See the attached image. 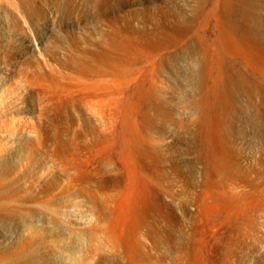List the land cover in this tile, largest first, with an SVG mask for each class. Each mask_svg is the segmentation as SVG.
Here are the masks:
<instances>
[{
    "label": "rangeland",
    "instance_id": "rangeland-1",
    "mask_svg": "<svg viewBox=\"0 0 264 264\" xmlns=\"http://www.w3.org/2000/svg\"><path fill=\"white\" fill-rule=\"evenodd\" d=\"M38 2L41 14L34 22L41 36L52 28L55 38L85 40L91 48L109 40L110 56L118 60L114 54H120L119 61L134 70L121 88L114 89L109 77L102 79L110 84L106 89H114H107L100 103L106 142L101 156L89 154V163L104 160L103 175L91 176L89 186L103 187L101 198L114 211L109 222L119 239L117 250L123 249L116 255L123 258L129 251L142 264H149L153 253L155 263L264 264L263 7L254 0H130L124 7L110 0L104 14L90 0L74 3L79 9L73 13L61 4ZM20 9L16 0H0V24H11L10 11L20 14ZM0 35L16 38L14 32ZM135 89L177 121L175 127L155 124L159 136L153 147L141 128L135 129L145 117L135 107ZM52 114L46 121L50 130L64 120V113ZM126 198L133 206L125 209ZM40 215L39 210L32 220L0 217V252L20 247L28 221L38 224ZM64 224L57 221L58 232H65Z\"/></svg>",
    "mask_w": 264,
    "mask_h": 264
},
{
    "label": "bare ground",
    "instance_id": "bare-ground-1",
    "mask_svg": "<svg viewBox=\"0 0 264 264\" xmlns=\"http://www.w3.org/2000/svg\"><path fill=\"white\" fill-rule=\"evenodd\" d=\"M16 1L21 7V11L18 10L20 14L10 11L12 23L0 24V34L14 32L16 35V38L8 40L0 35V217L21 216L32 220L40 210L42 215L39 217L42 218H39V223L35 225L28 221L27 240L9 254L0 252V264H139L140 260L138 263L134 262L132 259L135 258H132L129 251L123 258L122 255L121 257L116 255L117 251L123 249L117 250L119 239L112 226L114 224L109 222L113 209L109 208L110 202L102 199L105 194L102 184L99 185L101 187L99 189H92L89 186L90 177L100 178L105 168L102 165L104 160L102 163L98 159L94 163H89L91 152L95 151L99 156L103 153L106 142L107 135L103 128L105 113L101 107V99L106 95L107 89L114 91L115 87H124L125 81L133 75L134 70L124 66L125 60V64L121 63L123 60L119 61L120 54H114L119 56L118 60L110 56L113 52L109 53L107 49L108 39L107 46L102 40V43L91 48L85 40L55 38L52 28L45 29L48 36H41L39 26L34 22L41 14L38 9L39 0ZM46 1L52 5L61 4L64 9L73 13L79 9V3H74L80 0ZM90 1L97 9L104 11L102 13H107L105 7L110 0ZM254 1L259 3L260 8L263 7L264 12V0ZM116 2L121 7L131 3L130 0ZM113 44L115 46V43ZM118 49L116 50L122 53ZM238 60L235 64L240 68ZM216 67L211 69L212 72ZM208 74L210 77V72ZM215 75L214 73L212 76ZM105 77L112 79L114 89L111 86L109 87L111 89H106L110 84L105 86L104 80L102 81ZM18 83H23L24 86L17 87ZM151 83L149 89L154 94L156 81L152 80ZM136 90L133 95H136V92L140 93ZM136 96L132 99L135 100ZM147 99L148 97L143 100L137 96V102L134 103L135 107L138 105V109L145 114V117H140L144 118L141 119L144 123L141 126L136 125L135 129L141 128L144 132L142 137L151 141L153 147L152 143L155 144V141H158L155 139L159 136L155 135L157 134L155 124L166 123L175 127L177 121L156 103L155 105ZM205 100L201 101L204 105ZM92 101L99 102L97 110L93 109L95 113L91 111ZM198 106L197 108L200 107ZM57 111L64 113V120L55 124L56 127L51 123L53 127L51 130H54L52 132L50 124L46 125V121ZM127 120L130 125V119ZM125 126L124 123L123 127ZM113 145H116V142ZM132 188L134 189L129 183L127 190L130 194L134 191ZM129 192L128 195L131 197ZM131 198H126L125 209L127 206H133ZM60 219L65 220L64 233L58 232L56 228V223ZM134 221L132 229H135L137 224ZM72 240L78 247L73 246ZM134 248L136 251L139 250L138 247ZM126 249L128 248L124 249L125 252ZM154 251L149 250L150 254ZM149 252L146 250L144 253ZM141 253L142 251L140 255L143 257ZM152 255H148L151 262L146 260L147 258L145 261L149 264H159L160 262L155 263L158 259L155 262L150 260ZM117 256L119 260L116 261ZM161 261L160 264L163 263V260Z\"/></svg>",
    "mask_w": 264,
    "mask_h": 264
}]
</instances>
